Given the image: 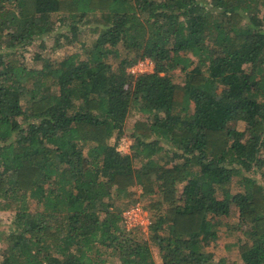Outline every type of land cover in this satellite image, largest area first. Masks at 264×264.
Returning <instances> with one entry per match:
<instances>
[{
    "label": "trees",
    "instance_id": "obj_1",
    "mask_svg": "<svg viewBox=\"0 0 264 264\" xmlns=\"http://www.w3.org/2000/svg\"><path fill=\"white\" fill-rule=\"evenodd\" d=\"M52 34L81 51L27 62ZM2 210L1 264H264V0H0Z\"/></svg>",
    "mask_w": 264,
    "mask_h": 264
},
{
    "label": "rangeland",
    "instance_id": "obj_2",
    "mask_svg": "<svg viewBox=\"0 0 264 264\" xmlns=\"http://www.w3.org/2000/svg\"><path fill=\"white\" fill-rule=\"evenodd\" d=\"M54 31L57 35L60 33L62 34L63 32H66L68 30H67L66 26H63L62 24L57 23V24H55ZM56 35L55 34H52L51 36L49 35L44 40L38 39V40H35L32 44L28 45L24 51V53H25L24 55L26 57L27 62H29L30 64L40 63V61H37L33 58L34 54L36 52H40L41 54L49 55V57H51L54 60H60L63 57H65V56H67L73 52H76V51L80 52L81 51L80 43L79 44H75V43L74 44H67L66 43L67 40L65 38H63L61 36L58 39L56 37ZM92 38H93V35L91 33H89L88 31H85V30L83 31V33L79 37L80 41L82 40L86 45H89V42L91 41ZM42 42H44L45 47H42ZM60 43L62 45L58 46ZM176 77H177V79L176 78L175 79L177 81H179L181 79L179 72L176 73ZM137 115H133L132 117H130L127 120V132L128 133L131 130L132 125H133L135 119L137 118ZM238 128L244 129V123H239ZM129 146H130V139L128 138V136H125L122 138L118 149L124 153L129 152V149H130ZM134 190L137 192L136 196L138 195V197H139L140 193H141V187L136 186V187H134ZM136 202H140L145 206L147 203V200L145 197H142V198H140L139 201H136ZM131 204H134V203H131ZM33 207H35V205H33ZM12 218H13V212L12 211H10V210L0 211V231H3V230L8 228V226L10 225V223L12 221ZM220 235L221 236H219L217 241L212 243V246H211V250L214 253L215 258L219 259L221 257L226 256V257H230V261L237 260V261L241 262L240 257L235 255V253L233 255L229 254V251H228V248L226 245V241H235L237 239V237L224 236L225 235L224 230L220 231ZM4 247H5V244L0 242V264L3 261V255L2 254H3ZM151 248L153 250L155 260L157 262H161V255H160V251H159V248L157 247V245L151 243ZM108 264H120V260L118 259V257H113L111 260H109Z\"/></svg>",
    "mask_w": 264,
    "mask_h": 264
},
{
    "label": "built area",
    "instance_id": "obj_3",
    "mask_svg": "<svg viewBox=\"0 0 264 264\" xmlns=\"http://www.w3.org/2000/svg\"><path fill=\"white\" fill-rule=\"evenodd\" d=\"M154 69V63L150 58H145L139 60L134 65L128 68V72L133 75H139L146 72H151ZM124 224L127 229H133L136 227L141 228V230H149L151 225V216L149 211L140 202H136L126 208L123 211Z\"/></svg>",
    "mask_w": 264,
    "mask_h": 264
}]
</instances>
